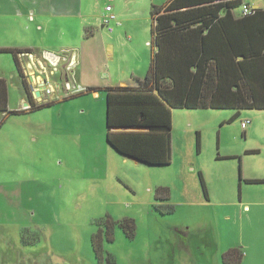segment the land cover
Returning <instances> with one entry per match:
<instances>
[{
	"label": "rangeland",
	"instance_id": "374dc122",
	"mask_svg": "<svg viewBox=\"0 0 264 264\" xmlns=\"http://www.w3.org/2000/svg\"><path fill=\"white\" fill-rule=\"evenodd\" d=\"M249 1L264 7V0ZM165 2L0 0V48L41 45L62 56L44 61L51 92L35 97L38 106L53 105L12 114L28 98L13 53L0 50L9 102L5 110L0 105V264H264V182L248 181L264 179V110L174 109L172 160L149 165L110 146L97 149L106 131L104 91L66 89L81 77L104 84L105 75H80V64L69 66L84 33L102 29L108 3L115 28L132 34L114 41L115 62L146 72L151 8ZM160 187L169 199H156ZM106 217L132 219L134 228L115 226L114 240H105L97 256L93 234L105 230L97 221Z\"/></svg>",
	"mask_w": 264,
	"mask_h": 264
},
{
	"label": "trees",
	"instance_id": "16d2710c",
	"mask_svg": "<svg viewBox=\"0 0 264 264\" xmlns=\"http://www.w3.org/2000/svg\"><path fill=\"white\" fill-rule=\"evenodd\" d=\"M243 3V0H170L165 5H152L151 31L158 50L147 75L137 86L108 88L107 138L119 152L149 165L170 163L171 107L264 109V9L236 14L237 7ZM226 19H238L237 23H242L244 33L240 35V42L228 31ZM198 35L204 44L221 40L227 47L226 53H215L210 59L207 55L210 50L205 46L192 48ZM240 44L242 49L238 52L236 45ZM0 50L13 53L25 90L31 96L19 54L32 49L2 47ZM1 85L5 87L4 83ZM1 85L0 105L5 110L8 96L6 87ZM30 98L31 108L10 112L26 113L53 105L49 102L38 106ZM115 126L134 128L114 129ZM200 180L207 195L201 172ZM156 199H169V190L158 188ZM97 223L105 225V230L100 227L93 234L97 256L101 255L105 240H114L115 226L134 228V221L129 218L117 221L106 217ZM230 252L224 255L225 263L229 262ZM235 263L239 264L240 259Z\"/></svg>",
	"mask_w": 264,
	"mask_h": 264
},
{
	"label": "crops",
	"instance_id": "0c3cea01",
	"mask_svg": "<svg viewBox=\"0 0 264 264\" xmlns=\"http://www.w3.org/2000/svg\"><path fill=\"white\" fill-rule=\"evenodd\" d=\"M169 1L170 0H166V2L162 5L168 4ZM243 1L252 5L249 0H243ZM240 8L241 7H237V9L235 11L236 14L242 13V10ZM255 8H257V7H255ZM258 8H261V7H258ZM261 9H264V7H262ZM32 18L34 19V17H32ZM151 18H152V22H151V27H152L153 20H154L152 15H151ZM230 20H227L226 24L225 23L224 24L227 26L229 32H232L236 35V38H234V39L238 43L241 41L240 35L242 33H244V28L242 27V23H237L238 19H230ZM38 26L40 27V25H38ZM102 26H103L102 29L93 28L92 30H90L89 33L88 32L84 33V37H82V40H81L82 42H81L80 50L78 48L77 50H74L72 53V61H71L72 64L70 66L74 68L75 64H80V68H79V74L80 75H81V73H84V71L86 70L87 73H89L91 77L96 76V75H100V76L105 75L106 77L108 75L111 76L108 80L106 77H103L104 84H95V82H93V80L82 81L83 80L82 77L79 78V81H80L79 83H80V85L86 87V89H87L86 93L93 92V93H95V95L98 96L99 95L98 92H101V91L105 92L106 131L103 132L102 128H101V134L99 135L100 140H99V143L97 145V149H102L104 146H107V148L111 147L113 150H116L118 153L122 154L108 141V138H107V130H108V128H107V104H108V91H109L108 88L116 87V86H137V85H139L140 81L143 80L145 78V76L147 75L151 61L155 57V54H156L158 48L153 43V33L151 31L152 36L150 39V46L152 47V52L149 55L148 70L146 72H144V70H142V68H140L137 64L134 65V64H131L129 62L125 66H122L120 63L115 62V56L117 54V51H116V46H115L114 41H116V39L120 38V36L122 34H126L129 39H132V34H131L130 30H128V28H126V27L123 29H118V28L116 29L115 28L113 31H110L106 26L103 25V19H102ZM105 28H106L107 32H104ZM216 31L219 32V30H216ZM200 38H202V37L200 35H198V37L196 39V43H192L193 44L192 48H194L196 46L197 47L205 46L208 50H210V53L207 54L208 58L212 59L213 55H215V53L216 54L226 53L227 47L225 44L219 42L221 40H210L212 42L209 41L207 44L206 43L204 44V43H201ZM146 42L148 43L149 40ZM27 45H30V44H25V45L18 44V45L14 46L17 48H28L29 47L32 49L31 52L20 53L21 59H22L24 54L26 56L28 54L27 62L24 64V61H22L23 62L22 64H23V68H24V73L26 75V79L29 80V81L27 80L28 81L27 84H28V89L31 93V96H30V94L27 93V91L25 90V93L27 94L28 101H26V100L23 101V103H22L23 108H24V105L28 102H29V104H32L30 97H32V99L35 102L39 103V101L36 99L37 93H36V91L33 90V85L35 86V85L40 84L42 86L41 83H43V80H44L43 78L45 77L44 75H42L43 74L42 72L46 71L45 66H44L45 68L42 69V66L45 65L44 61L50 60L52 63H54L56 61V57H54V56L60 57V59L62 60V56L60 54H55L54 51L46 50L41 45H38V48L33 47V46H27ZM75 47H78V46H75ZM236 47L237 48L239 47L238 52L241 51V49H242L241 44L239 46L236 45ZM69 48L70 47H67V49H69ZM211 53H213V54H211ZM79 55H80V58H79ZM30 59L34 62L35 65L32 64V61H29ZM38 63L40 64V66L38 65ZM68 63H69V59H68ZM66 64H67V61H66ZM36 68H37L38 72L36 71ZM117 74H122L123 78H121V80H119V82H113L115 79V76ZM34 78L37 80L36 83L33 82ZM76 78H77V76H76ZM31 80H32L33 85L31 83ZM81 94H83V92ZM71 97H75V96L72 95ZM47 99L48 98H46V97H42V101H45ZM7 107H8V104H7ZM177 108H186V107H171V117L173 116L174 109H177ZM196 108H204V107H196ZM208 108H230V109L235 110V114L237 112H239L240 115H241V113H242L241 111L243 109H247V108H243V109L237 110V109L232 108V107H208ZM258 110H264V109H258ZM29 112H33V111H29ZM239 114H236V115H239ZM243 121L244 120H241V126H242ZM172 125H173V117H172ZM132 128H134V127H122V126H115L114 127V129H132ZM107 150H109V149H107ZM122 155L127 157V158H131L135 162H138L140 164H147V163H144L142 161H139L136 158L129 157V156L124 155V154H122ZM172 157H173V152H172ZM249 179H255V178H249ZM245 181H247V180H245ZM259 182H264V179H262V181H259ZM251 183H254V182H251ZM205 196H206V199H211V196H209V193H208V189H207V195H205Z\"/></svg>",
	"mask_w": 264,
	"mask_h": 264
},
{
	"label": "built area",
	"instance_id": "2783aa9c",
	"mask_svg": "<svg viewBox=\"0 0 264 264\" xmlns=\"http://www.w3.org/2000/svg\"><path fill=\"white\" fill-rule=\"evenodd\" d=\"M254 8L255 7H253L249 3H245V2L241 6V10H242V13L243 14H250V13L254 12ZM106 11L109 12V14H107V15H105L103 17V25L106 26L110 31H113L115 29V26L112 24V22L114 20H116L117 18H116V15L114 13H111L113 11V7H112L111 4H107L106 5ZM117 24H120V22H118ZM58 58H60V57H58ZM69 68H72V67L69 66ZM41 84H43V85L42 86L40 84L39 85H36V86L33 85V90L36 91V93H37V91H40V94H42L43 91H45L47 93L48 92H51V89L49 87L45 86L44 82L41 83ZM66 89L67 90H73L74 93L80 92V91L83 92V91L87 90L85 86H82L80 84L78 86L75 85V84L72 85L70 81H67L66 82ZM37 99L40 100V97L37 96ZM31 107L32 106L29 103L26 104V105H24V109H29ZM248 122H249L248 119L244 120L242 122V127L245 128L247 126V123Z\"/></svg>",
	"mask_w": 264,
	"mask_h": 264
},
{
	"label": "bare ground",
	"instance_id": "6f19581e",
	"mask_svg": "<svg viewBox=\"0 0 264 264\" xmlns=\"http://www.w3.org/2000/svg\"><path fill=\"white\" fill-rule=\"evenodd\" d=\"M34 83H36L37 82V80L34 78V81H33ZM43 85V84H42Z\"/></svg>",
	"mask_w": 264,
	"mask_h": 264
},
{
	"label": "water",
	"instance_id": "95a60500",
	"mask_svg": "<svg viewBox=\"0 0 264 264\" xmlns=\"http://www.w3.org/2000/svg\"><path fill=\"white\" fill-rule=\"evenodd\" d=\"M37 94H40V91H37ZM26 104H28V103H26ZM26 104H25V105H26Z\"/></svg>",
	"mask_w": 264,
	"mask_h": 264
},
{
	"label": "clouds",
	"instance_id": "9594fccd",
	"mask_svg": "<svg viewBox=\"0 0 264 264\" xmlns=\"http://www.w3.org/2000/svg\"><path fill=\"white\" fill-rule=\"evenodd\" d=\"M24 109V108H23Z\"/></svg>",
	"mask_w": 264,
	"mask_h": 264
}]
</instances>
